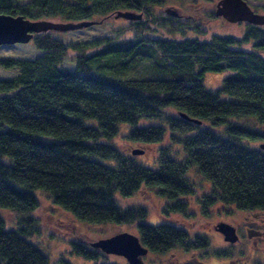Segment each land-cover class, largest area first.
<instances>
[{
	"label": "trees",
	"instance_id": "obj_1",
	"mask_svg": "<svg viewBox=\"0 0 264 264\" xmlns=\"http://www.w3.org/2000/svg\"><path fill=\"white\" fill-rule=\"evenodd\" d=\"M164 1L0 0V14L78 22L132 11L142 14L130 23L141 33L158 20L174 26L176 18L153 14ZM113 32L65 44L40 33L32 39L33 59L0 57V67L14 72L0 79V210L27 212L26 221L38 226L30 213L39 207L34 191L40 190L80 221L135 225L134 235L154 253L174 247L187 252L209 242L195 236L186 245V231L145 224V207L121 208L116 196L156 188L169 201L164 213L187 214L193 173L210 187L197 200L204 214L215 204L264 213V25L243 23L239 37L208 40L120 38V30ZM152 58L163 78L121 77L132 62ZM207 72L223 74L214 91L204 86ZM123 128L129 141L160 144L157 170L114 145ZM31 231L38 234L36 228L6 227L0 217V264H48L29 240ZM89 247L70 242L71 252L89 264H108L107 254Z\"/></svg>",
	"mask_w": 264,
	"mask_h": 264
},
{
	"label": "rangeland",
	"instance_id": "obj_2",
	"mask_svg": "<svg viewBox=\"0 0 264 264\" xmlns=\"http://www.w3.org/2000/svg\"><path fill=\"white\" fill-rule=\"evenodd\" d=\"M217 1L165 0L161 7H154L152 10L153 14L160 16L167 15L165 10L170 8L175 9L179 16H174L176 18V21L173 22L174 26L166 25L165 21L160 20L155 24H149L148 26L152 31L146 30L145 32L137 33L133 29V26L130 25L132 21L114 18V15H110L105 19L94 18L93 20L101 22L88 28L64 33L50 31V33L53 38L62 41L64 44L70 41L90 40L96 37H114V30H120V38L171 36L179 40L191 37H196L199 40H208L212 35L239 37L243 30V23H229L220 17H216V19L210 17L211 14H214ZM246 2L255 12L264 13V1L246 0ZM49 21L59 22L56 19ZM196 26H198L197 30L195 29ZM245 49H248V47L246 46ZM37 53L32 40L25 44L17 43L0 46V57L5 58L27 60L33 59ZM163 62L167 67L171 64L166 58L163 59ZM158 65L160 64L157 58H152L151 62L146 60L132 62L129 68L121 74V77L135 79L163 78L161 77L163 73ZM13 75L14 72L12 70L0 67V79H8L13 77ZM222 78V73L207 72L203 78L204 86L206 89L214 91L221 86ZM221 99L229 100L230 97L221 94ZM122 127L124 126H120V128ZM126 131V128L120 131L119 135L114 138V145L125 154H130L131 150L140 149L142 151L141 154L133 155L136 163L146 168L157 170V151L160 144L141 145L129 141L124 137ZM258 144L259 141L253 145L256 147ZM191 179L195 185V192L191 195V201L193 202L191 207L187 208V214L177 212L164 213L163 210L166 209V204L169 201L160 197L156 188L141 187L130 197L116 196L117 205L121 208L134 205L145 207L147 216L142 221L143 223L148 225L169 223L186 231L189 237L185 241L186 245L195 236L206 237L209 242L207 248L201 247L196 250L187 248V252L178 247H174L163 253L148 251L142 257V261L145 264H177L184 261L185 258L192 256V258L196 257L206 264H218L227 259L230 260L231 264H264V238H262L264 236V215L256 211H242L236 209L234 206L219 204L208 207L207 214H204V209L198 204L197 200H200L202 195L210 190L209 184L200 176H196L193 173H191ZM34 192H36L35 196L39 200V207L31 212L30 215L37 220L38 226L26 221L30 217L27 212L0 210V217L4 219L6 227L21 226L26 230H30L31 228L38 229V234L31 231L29 240L35 243L46 255L48 264H63V262L68 264H89V261L71 252V241L89 247V244L92 242L118 233L127 232L136 234L135 225L133 224H90L80 221L69 212L53 205L45 192L40 190ZM187 200H184V198L178 199L180 202H187ZM220 222L239 227L241 229V242L235 246H231L221 240L219 235L214 233L212 229ZM249 230H256L258 233L253 234ZM251 237H254V239H251ZM252 240H256L257 246L252 245ZM104 262L108 264H128L123 257L117 255H107V259Z\"/></svg>",
	"mask_w": 264,
	"mask_h": 264
},
{
	"label": "water",
	"instance_id": "obj_3",
	"mask_svg": "<svg viewBox=\"0 0 264 264\" xmlns=\"http://www.w3.org/2000/svg\"><path fill=\"white\" fill-rule=\"evenodd\" d=\"M165 13L169 16H179L175 9L167 8ZM114 18H122L127 21H138L141 13L132 11H116ZM215 17H220L229 23H246L256 26L264 25V13H257L251 9L246 0H218L214 9ZM95 20H82L78 22H52L49 20L30 21L21 15L12 16L0 14V46L12 44H25L31 41L36 34L46 32H69L80 30L99 24ZM186 118L185 115H181ZM193 122H198L193 120ZM264 149V143L259 144ZM132 154H141V150H132ZM214 230L221 233L223 240L234 243L238 240L232 225L220 222L214 226ZM91 248L98 249L107 255H117L125 259L128 264H144L142 257L148 252L139 238L127 232L99 239L89 244Z\"/></svg>",
	"mask_w": 264,
	"mask_h": 264
},
{
	"label": "flooded vegetation",
	"instance_id": "obj_4",
	"mask_svg": "<svg viewBox=\"0 0 264 264\" xmlns=\"http://www.w3.org/2000/svg\"><path fill=\"white\" fill-rule=\"evenodd\" d=\"M251 211H256V212H260L261 214H263L264 215V213L263 212H261V211H257V210H251ZM230 225H232V224H230ZM233 226V225H232ZM234 227V229H235V233H236V235H237V237H238V240L236 241V242H234V243H226V244H230L231 246H235V245H237L239 242H241V239H240V236H241V229L239 228V227H237V226H233ZM213 229V232L214 233H216V234H218L219 235V237L221 238V240H223V236H222V234L221 233H219V232H217V231H215L214 230V228H212ZM243 230V229H242ZM249 232H251V233H258L256 230H249ZM247 233H248V229H247ZM255 237V236H254ZM254 237L252 238L251 237V239H254ZM262 238H264V236L262 237ZM224 241V240H223ZM226 242V241H225ZM252 245H254V246H257V244H256V240H252ZM178 248H180V247H178ZM177 264H206L204 261H202V260H200V259H198V258H196V257H194V258H192V256H189L188 258H185V260L184 261H182V262H178ZM218 264H231L230 263V260L229 259H227V260H225V261H223V262H220V263H218Z\"/></svg>",
	"mask_w": 264,
	"mask_h": 264
}]
</instances>
